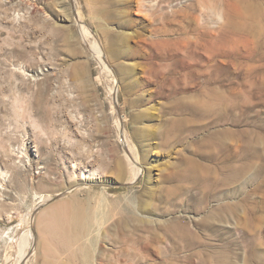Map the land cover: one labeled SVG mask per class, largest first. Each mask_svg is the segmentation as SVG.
<instances>
[{
    "label": "rangeland",
    "instance_id": "obj_1",
    "mask_svg": "<svg viewBox=\"0 0 264 264\" xmlns=\"http://www.w3.org/2000/svg\"><path fill=\"white\" fill-rule=\"evenodd\" d=\"M72 199L87 227L56 209ZM176 234L194 245L150 240ZM251 248L264 0H0V264L250 262Z\"/></svg>",
    "mask_w": 264,
    "mask_h": 264
},
{
    "label": "bare ground",
    "instance_id": "obj_2",
    "mask_svg": "<svg viewBox=\"0 0 264 264\" xmlns=\"http://www.w3.org/2000/svg\"><path fill=\"white\" fill-rule=\"evenodd\" d=\"M249 6H251V4ZM244 8H245L246 11L251 9V7L247 8V4L245 5ZM94 172H95V170H94ZM139 172H141L140 169H138L135 172V174H138ZM94 174L91 171H88L87 173H83V174L81 173L79 179H86V178L87 179H91V178L94 177ZM67 208L71 210V216L69 218V225L71 227V230H72V228L74 226V221L75 220L77 222L76 227H78V228H81V221L82 220L84 221L86 227L88 225H90L89 222H90V219H91L92 215L90 213V207L87 205V203L76 201V200L72 199V200L69 201V203H64V205L63 204L59 205L58 208H56V209L63 210V209H67ZM133 237H134L133 234L132 235H127L126 244L128 246H129V244H132L135 241ZM135 237H140V236H135ZM170 237L169 238L165 237V239H162L160 237H158V238H151L150 237V240H151V242H154V243H160V242L164 243L166 241H170L173 244V246H180L181 244H183V245L191 244L193 246L194 243H195L194 239L184 238V237H188V236L187 235H183V234H176V238L173 236L172 237L173 241L170 240ZM141 239L142 240L146 239V237H142ZM160 240H162V241H160ZM167 248H168V246H167ZM253 248H251V252H250V260H251L250 262H242L237 257L227 258V257H224V256L220 255L219 257L214 258V261H215L214 264H240V262L242 264H258V263L264 264V250L263 251H259V250H256V251L254 250L253 251ZM195 263L196 264H205L206 262L204 260H202V261H198V262H195Z\"/></svg>",
    "mask_w": 264,
    "mask_h": 264
}]
</instances>
